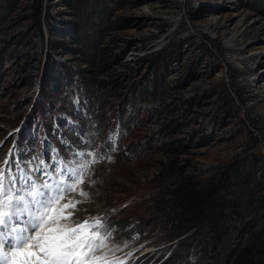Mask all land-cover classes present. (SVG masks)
<instances>
[{
	"label": "rangeland",
	"instance_id": "rangeland-1",
	"mask_svg": "<svg viewBox=\"0 0 264 264\" xmlns=\"http://www.w3.org/2000/svg\"><path fill=\"white\" fill-rule=\"evenodd\" d=\"M6 156L34 179L95 160L71 222L101 219L114 261L189 264L154 212L182 173L247 162L239 187L264 192V0H20L0 18Z\"/></svg>",
	"mask_w": 264,
	"mask_h": 264
},
{
	"label": "trees",
	"instance_id": "trees-1",
	"mask_svg": "<svg viewBox=\"0 0 264 264\" xmlns=\"http://www.w3.org/2000/svg\"><path fill=\"white\" fill-rule=\"evenodd\" d=\"M63 1L79 14L88 13L92 3ZM19 2L0 0V18ZM40 12L36 15L39 25ZM56 76L51 75L52 81L56 82ZM251 170V164L236 162L210 176L182 173L168 192L164 191L154 212L159 214L157 223L167 232L166 241L174 244V259L182 257L189 264H264V192L239 187ZM146 227L142 225L140 231ZM173 251L167 257L172 258Z\"/></svg>",
	"mask_w": 264,
	"mask_h": 264
},
{
	"label": "snow or ice",
	"instance_id": "snow-or-ice-1",
	"mask_svg": "<svg viewBox=\"0 0 264 264\" xmlns=\"http://www.w3.org/2000/svg\"><path fill=\"white\" fill-rule=\"evenodd\" d=\"M91 163L95 160L64 161L61 167L58 160L51 172L38 163L35 172L39 175L34 179L30 163L22 167L14 157L9 162L8 156L0 161V264H122L105 262L96 255L110 236L102 232L101 219L73 223V212L67 209H75L79 201L59 206L71 192L79 190L81 196L86 195L78 185L84 183ZM57 172L63 173V178L55 179ZM44 177L53 178V182Z\"/></svg>",
	"mask_w": 264,
	"mask_h": 264
},
{
	"label": "bare ground",
	"instance_id": "bare-ground-1",
	"mask_svg": "<svg viewBox=\"0 0 264 264\" xmlns=\"http://www.w3.org/2000/svg\"><path fill=\"white\" fill-rule=\"evenodd\" d=\"M121 251H123V249L117 247H104L99 252H97L96 255L104 257L105 262H115V259L121 257V255L119 254Z\"/></svg>",
	"mask_w": 264,
	"mask_h": 264
}]
</instances>
